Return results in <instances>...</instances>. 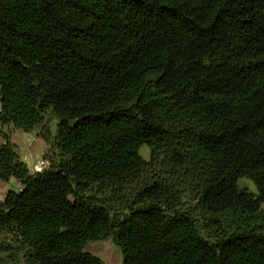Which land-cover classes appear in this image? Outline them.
<instances>
[{
  "label": "trees",
  "instance_id": "16d2710c",
  "mask_svg": "<svg viewBox=\"0 0 264 264\" xmlns=\"http://www.w3.org/2000/svg\"><path fill=\"white\" fill-rule=\"evenodd\" d=\"M48 111L42 172L0 142L11 260L264 264V0H0V126Z\"/></svg>",
  "mask_w": 264,
  "mask_h": 264
},
{
  "label": "rangeland",
  "instance_id": "374dc122",
  "mask_svg": "<svg viewBox=\"0 0 264 264\" xmlns=\"http://www.w3.org/2000/svg\"><path fill=\"white\" fill-rule=\"evenodd\" d=\"M57 123L58 118L52 113V111H48L42 122L30 133L15 129L12 125H6L4 127L0 126V142L3 143L4 137L8 136L9 141L15 144V149L20 159L25 162L28 167L30 166V168H32V163L41 160L44 157L45 152H47L45 141L40 136V133L42 135H48L49 140H51V136L56 133ZM139 152L146 161H149L150 149L147 145L142 146ZM238 186L240 189L245 188L251 192H257L255 183L246 177L238 180ZM10 190L18 191L16 181H9L4 183V185L0 182V199H2ZM262 209L264 211V202L262 203ZM85 249L93 255L101 258L105 264H122L123 262L121 251L112 238L90 242ZM0 264L27 263L24 261L22 255L11 260L6 253L0 252Z\"/></svg>",
  "mask_w": 264,
  "mask_h": 264
},
{
  "label": "built area",
  "instance_id": "2783aa9c",
  "mask_svg": "<svg viewBox=\"0 0 264 264\" xmlns=\"http://www.w3.org/2000/svg\"><path fill=\"white\" fill-rule=\"evenodd\" d=\"M32 168H30V171L32 173H38V172H42L43 170H45L48 166L49 163L45 158H42L41 160H37L35 163H32Z\"/></svg>",
  "mask_w": 264,
  "mask_h": 264
},
{
  "label": "crops",
  "instance_id": "0c3cea01",
  "mask_svg": "<svg viewBox=\"0 0 264 264\" xmlns=\"http://www.w3.org/2000/svg\"><path fill=\"white\" fill-rule=\"evenodd\" d=\"M2 127V126H1ZM4 127V126H3ZM20 130V129H19ZM24 132V131H23ZM26 133V132H25ZM10 181H16L15 179H11ZM1 182V181H0ZM17 182V181H16ZM2 184L4 185V182H2ZM17 186H18V190L20 189V185L19 183L17 182ZM4 198V197H3ZM2 198V199H3Z\"/></svg>",
  "mask_w": 264,
  "mask_h": 264
}]
</instances>
